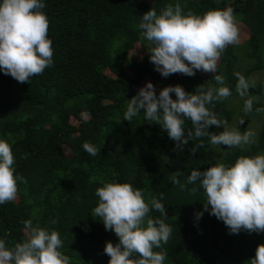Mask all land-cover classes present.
<instances>
[{
  "label": "trees",
  "instance_id": "obj_1",
  "mask_svg": "<svg viewBox=\"0 0 264 264\" xmlns=\"http://www.w3.org/2000/svg\"><path fill=\"white\" fill-rule=\"evenodd\" d=\"M42 11L49 21L53 64L29 83H20L0 71V140L12 146L15 172L27 181L19 183L14 201L0 204V239L8 248L28 238L25 221L60 234V249L70 264H108L106 242H119L94 216L96 190L103 183H130L142 189L146 201L162 199L172 234L162 249L164 264H250L264 233L241 230L231 234L222 220L203 210L206 194L197 181L188 184L193 169L205 171L223 163L232 166L240 157L264 155V115L255 143L228 148L211 145L203 138L198 152L189 151L199 140L182 149L160 125L149 123L141 112L124 120L128 99L138 92L134 85L144 76L155 85L157 95L171 81L194 92L202 85L218 87L215 73L196 71L194 76L163 77L150 62V46L138 27L142 15L154 7L157 14L179 3L182 13L203 16L210 10L234 9L235 18L248 30L247 37L229 45L217 64L231 95L209 107L231 129L246 130L264 108V79L249 89L257 98L251 114L244 112L248 97L236 92L238 74L251 80L264 73V0H44ZM136 45L141 53L128 56ZM175 99V93H172ZM235 102V103H233ZM264 113V112H263ZM244 123L241 124L240 121ZM191 128V122L186 121ZM187 128L185 135L187 134ZM222 126H211L219 133ZM101 147L91 156L83 144ZM176 176L179 185L172 183ZM95 178V179H93ZM198 189L192 192L191 189ZM203 211L197 220L196 213ZM55 221V223H53Z\"/></svg>",
  "mask_w": 264,
  "mask_h": 264
},
{
  "label": "clouds",
  "instance_id": "obj_2",
  "mask_svg": "<svg viewBox=\"0 0 264 264\" xmlns=\"http://www.w3.org/2000/svg\"><path fill=\"white\" fill-rule=\"evenodd\" d=\"M45 7L44 0H0V71L20 83H29L31 77L42 75L53 64L49 21L42 11ZM138 27L150 42V62L163 77L212 72L219 86L205 90L200 85L194 92H187L179 84L170 85L157 95L154 85L147 82L128 99L124 120L131 122L143 112L146 121L160 125L177 142L178 149L190 140H199L189 149L192 153L204 146L205 137L211 145L228 148L255 143L254 131L229 130L226 121L209 107L231 95L229 87L224 86L225 78L216 72L223 52L229 45L239 43L234 9L210 10L198 16L191 12L183 14L179 3L167 5L160 14L152 7L142 15ZM255 85V80L238 74L236 92L242 98L248 97L244 102L246 114L252 113L257 101L249 95V89ZM256 112H264V108H257ZM186 121L191 122V128L186 127ZM211 126H223L224 130L213 133L209 131ZM83 148L91 156L101 152V147L88 142ZM14 164L12 146L0 140V204L14 201L18 184L27 182L16 174ZM197 181L207 198L203 210L209 211L210 205L209 214L222 220L231 234L241 230L264 233V155L240 157L230 167L220 163L202 172L193 169L187 183ZM172 183L182 190L186 188L176 176L172 177ZM96 196L99 203L93 209L94 216L119 238L116 244L111 241L105 244L103 251L110 257L108 264H164L167 252L154 250L162 249L172 234V227L165 223L162 194L161 199L152 197L146 201L143 190L130 183L107 182L97 188ZM153 211L165 219L152 217ZM195 215L198 220L203 211ZM24 223L28 230L26 240L8 248L0 239V264H70V258L60 250L63 241L57 231L33 226L31 220ZM250 264H264V244L257 246Z\"/></svg>",
  "mask_w": 264,
  "mask_h": 264
},
{
  "label": "rangeland",
  "instance_id": "obj_3",
  "mask_svg": "<svg viewBox=\"0 0 264 264\" xmlns=\"http://www.w3.org/2000/svg\"><path fill=\"white\" fill-rule=\"evenodd\" d=\"M236 23H237V26H238V29H239V42H241L242 40H244L247 37L248 30L237 19H236ZM149 50H150V46L146 49V52L149 53L148 52ZM141 51H143L142 48H141V46L136 45L131 51H129L128 56L130 58L135 59L137 57V54L138 53H141ZM250 78H251V80H255L256 82H262L263 79H264V73L262 71L252 72L250 74ZM147 82H151V81L149 80V78L147 76H144L142 78V80L138 84L134 85V88L138 91L141 87L145 86V84ZM164 83H165V86L166 87L167 86H170V85L171 86L173 85L171 81H165ZM154 87H155V85H154ZM233 103H235V102H233ZM263 115H264V113L263 112H260L258 114L257 118L253 122H251V123L248 124V126L246 127V130L245 131L251 130V131L256 132V130L258 129L259 124H260V122L262 120ZM226 123H227V127L230 128V125H231L230 123L231 122L226 121Z\"/></svg>",
  "mask_w": 264,
  "mask_h": 264
}]
</instances>
